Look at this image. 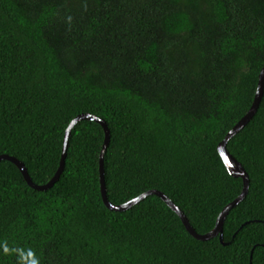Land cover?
<instances>
[{
	"label": "trees",
	"instance_id": "trees-1",
	"mask_svg": "<svg viewBox=\"0 0 264 264\" xmlns=\"http://www.w3.org/2000/svg\"><path fill=\"white\" fill-rule=\"evenodd\" d=\"M264 68V0H0V155L38 185L80 114L107 121L108 197L157 189L200 234L243 192L219 144L251 110ZM104 127L74 129L49 190L0 163V264H264V97L228 143L250 190L220 236L196 239L159 196L110 210Z\"/></svg>",
	"mask_w": 264,
	"mask_h": 264
},
{
	"label": "water",
	"instance_id": "water-1",
	"mask_svg": "<svg viewBox=\"0 0 264 264\" xmlns=\"http://www.w3.org/2000/svg\"><path fill=\"white\" fill-rule=\"evenodd\" d=\"M263 97H264V68L260 74L259 87H258L257 94L255 97V101H254V104H253L251 110L248 112V114L244 118H242L239 121V123L226 136V138L219 144V152L221 154L223 161L227 165L230 173L234 177H241L244 179L243 192L235 201H233L232 203H230L229 205H227L224 208V210L222 211V213L220 214V216L218 218L217 225H216L215 229L209 233H206V234H200L199 232H197V230L191 224V222H190L189 218L187 217V215L185 214V212L180 207H178L175 204V202L169 196H167L164 192H162L160 190L152 189V190L147 191L146 193L140 195L139 197H137V198L125 203V204H122V205H115L110 201V199L108 197V190H107V184H106L105 156H106L107 150H108L110 143H111V131H110V128L108 126L107 121L96 116V115H93L90 113H83V114H80L79 116H77L71 122V124H70V126L66 132L65 145H64V150H63V155H62L60 167H59L56 175L54 176V178L49 183H47L45 185L36 184L33 181L26 164L15 156H10L8 154L0 155V163L3 160H8V161L13 162L22 171L24 177L26 178L27 182L29 183V185L32 188L39 190V191L49 190L52 187H54V185L60 180V178H61V176L65 170L66 160H67L69 146H70V139H71L73 129L81 121H84V120L96 121L104 127L105 132H106L105 144H104V148L102 150L101 158H100V175H101L103 199H104L106 206L110 210L118 211V212L127 211V210L133 208L138 203H140L142 200L149 197L150 195H157V196L161 197L181 217V219L183 220V223L186 226V228L188 229V231L196 239L201 240V241H208V240H211L217 236H220L221 241L224 243V225H225L226 219L229 216L232 209H234L242 201L245 200V198L247 197V195L249 193L250 182H251L250 176H249L247 170L245 169V167L229 151L228 143L233 137H235L238 133H240L250 123V121L253 119V117L258 112L259 107L261 105V102L263 100Z\"/></svg>",
	"mask_w": 264,
	"mask_h": 264
}]
</instances>
